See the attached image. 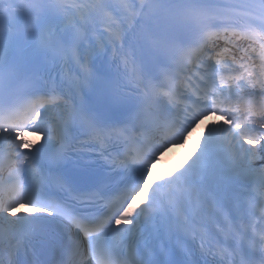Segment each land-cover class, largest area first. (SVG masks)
Returning a JSON list of instances; mask_svg holds the SVG:
<instances>
[{"label": "snow or ice", "instance_id": "obj_1", "mask_svg": "<svg viewBox=\"0 0 264 264\" xmlns=\"http://www.w3.org/2000/svg\"><path fill=\"white\" fill-rule=\"evenodd\" d=\"M0 264H264V0H0Z\"/></svg>", "mask_w": 264, "mask_h": 264}, {"label": "bare ground", "instance_id": "obj_2", "mask_svg": "<svg viewBox=\"0 0 264 264\" xmlns=\"http://www.w3.org/2000/svg\"><path fill=\"white\" fill-rule=\"evenodd\" d=\"M200 129H201V135H203L204 134V127L202 126V125H200ZM191 140H192V142H196V141H199V137H196V138H194V137H191ZM179 149H183V147H180ZM190 150V149H189ZM189 150L187 151V153L189 152Z\"/></svg>", "mask_w": 264, "mask_h": 264}, {"label": "clouds", "instance_id": "obj_3", "mask_svg": "<svg viewBox=\"0 0 264 264\" xmlns=\"http://www.w3.org/2000/svg\"><path fill=\"white\" fill-rule=\"evenodd\" d=\"M158 166V165H157Z\"/></svg>", "mask_w": 264, "mask_h": 264}]
</instances>
